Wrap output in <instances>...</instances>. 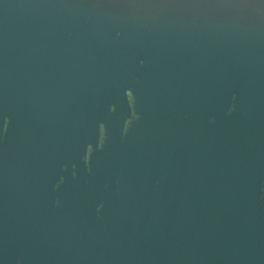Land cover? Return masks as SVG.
I'll use <instances>...</instances> for the list:
<instances>
[{"label":"water","instance_id":"1","mask_svg":"<svg viewBox=\"0 0 264 264\" xmlns=\"http://www.w3.org/2000/svg\"><path fill=\"white\" fill-rule=\"evenodd\" d=\"M0 264H264V0H0Z\"/></svg>","mask_w":264,"mask_h":264}]
</instances>
